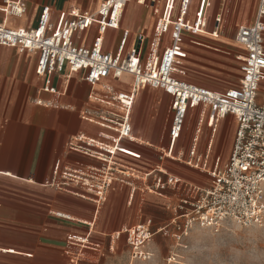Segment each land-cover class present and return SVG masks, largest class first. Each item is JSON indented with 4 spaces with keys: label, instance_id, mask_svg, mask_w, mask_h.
Here are the masks:
<instances>
[{
    "label": "crops",
    "instance_id": "crops-1",
    "mask_svg": "<svg viewBox=\"0 0 264 264\" xmlns=\"http://www.w3.org/2000/svg\"><path fill=\"white\" fill-rule=\"evenodd\" d=\"M23 1L27 4L25 15L16 18L0 11V22L11 27L34 28L39 23L44 7H50L51 20L56 31L72 9L96 11L105 0ZM199 2L200 0H192L186 18L187 27L183 29L181 50L177 55V60L182 62L183 71L176 73V76L218 92L238 87L243 77L242 65L246 49L236 42L235 34L239 26L254 23L259 0H212L207 14V28L198 32L188 26L194 23ZM2 5L3 0H0V7ZM218 13H221L222 19L218 34L215 35V16ZM156 19L157 15L151 7L130 1L126 5L119 28L108 29L105 33L103 49L116 53L123 32L129 30L127 49L136 45L137 34L143 33L146 37V56ZM96 36L97 25L91 24L80 34L77 43L91 45ZM230 40L238 50L222 46L230 45ZM170 43L171 37L168 33L163 38V46ZM37 60L36 53L0 45V264H78L79 261L85 264L91 261L92 252L99 248L88 247L82 242L91 240L102 247L106 238L110 237L109 245L113 249L114 242H117L114 240H119L125 229H119V225L126 224L133 210L142 207L144 198L138 196L136 199L137 190H133L136 184L130 181L114 183L106 201L101 205L94 201L92 193L81 187L56 185L59 169H82L101 164L92 155L70 150L68 144L72 139L86 137L109 142L116 134L80 116V111L85 107L107 106L89 97L91 85L85 79V71L70 73L66 68L67 78L63 73L53 75L52 82L58 93L51 94L43 89L45 78L36 73ZM228 60H236L238 69L230 65ZM191 65L199 67V74L210 79H221L237 70L241 74L239 84H228L222 89H216L194 82L188 79ZM106 82L121 92H129L133 85V76L123 74L117 79L108 78ZM260 90L262 91L258 94V101L262 102L264 79L259 92ZM142 96L145 104L154 105V112L149 113L148 117L141 113L137 122L139 126L143 124V129H139L135 121V107ZM168 101L165 135L157 144L155 134L160 132L162 125V117L157 107ZM133 107L132 137L139 139H123L125 151L119 153L118 158L143 171L166 168L170 173L201 183L186 174L173 172L169 164L171 161L182 163L199 171V168L188 164L187 160L209 153L213 165L216 157L221 158L216 154L213 143L224 121L228 125H234L232 144L234 142L237 122L231 115L217 123L206 118L201 125L200 134L197 133L201 107L199 105H190L182 133L177 138H171L168 134L171 97L162 89H143ZM193 149L195 156L190 157ZM165 158L170 163H165ZM129 168L131 171H138ZM148 219L153 217L147 216L144 221ZM144 221L140 218L137 223ZM114 234L117 237H113Z\"/></svg>",
    "mask_w": 264,
    "mask_h": 264
},
{
    "label": "built area",
    "instance_id": "built-area-1",
    "mask_svg": "<svg viewBox=\"0 0 264 264\" xmlns=\"http://www.w3.org/2000/svg\"><path fill=\"white\" fill-rule=\"evenodd\" d=\"M136 1L153 9L157 19L148 53L144 56L146 37L136 36L137 44L127 49L129 30L123 32L116 53L103 49V37L108 29H117L126 5ZM192 0H105L96 11L72 9L60 28L54 31L52 9L44 7L38 25L34 28L11 27L0 22V45L18 47L38 55L36 73L45 78L44 91L57 94L53 85L55 74L85 71L86 81L91 85L89 97L104 103L106 107H85L80 116L116 136L109 142L76 137L68 146L84 154L92 155L101 164L82 169H59L56 185L77 186L92 193L97 204H103L114 183L130 179L128 168L141 169L122 162L118 154L125 151L123 139H132L133 105L145 88L162 89L171 97L168 134L177 138L183 131L190 105H199L197 133L207 118L217 123L227 115L236 119L237 130L229 159L220 165L216 157L211 165L210 154H199L187 163L199 168L209 177L207 184L198 183L170 173L166 168L144 171L143 185L133 190L149 188L150 191L168 198L166 208L170 218L154 227L153 219L126 227L123 231L130 247L133 261L151 260L150 248L157 233L168 235L177 243L197 227L219 231L225 224L241 226L264 224V101H258L260 84L264 79V0H259L256 19L251 25L237 28L235 40L246 49L243 77L240 86L222 92L199 86L176 76L177 55L180 40L186 26V18ZM212 0H200L193 25L188 28L204 31L208 23V10ZM0 11L10 17L20 18L27 11L23 0H3ZM222 15L215 16L218 34ZM97 25V36L91 45L79 44L80 34L89 25ZM170 34L171 43L163 46V38ZM123 74L133 76L129 92H121L106 82L108 78H120ZM197 133L194 140H197ZM190 157L195 156L191 150ZM153 176V177H152ZM132 178L139 179L140 176ZM150 179L152 184L149 183ZM171 191L167 194L165 191ZM84 245L101 248L99 243L85 240Z\"/></svg>",
    "mask_w": 264,
    "mask_h": 264
},
{
    "label": "rangeland",
    "instance_id": "rangeland-1",
    "mask_svg": "<svg viewBox=\"0 0 264 264\" xmlns=\"http://www.w3.org/2000/svg\"><path fill=\"white\" fill-rule=\"evenodd\" d=\"M229 44L230 45H222V46H225L232 50H238L232 45L233 44L232 40L229 41ZM232 56L229 57L233 58ZM231 61L232 60H228L227 62H229L230 65L238 69L239 67L238 62L236 60L235 62H231ZM178 65L180 66L179 68L177 67V71L180 72L183 71L181 67L182 62L178 61ZM190 67L191 70L188 73L189 74L188 79L197 83L199 82L200 84L203 85L211 86L216 89H222L223 87L228 86V84L238 85L241 77L240 72H238L237 70H233L230 75H227L221 79H210L199 74L200 71L199 67L195 65H191ZM261 91L262 90H260L259 94L261 93ZM162 105L163 106L161 107H157V110H159V114L162 117L161 130L158 134H155V139L158 142V143L156 142L157 144L160 143L161 138L165 135L167 118H168L169 101L166 102V104L162 103ZM153 107H154L153 104L150 103L145 104L142 96L138 102V105H136L135 107V121L137 122L139 120L141 113L144 116L148 117L150 115L149 113L154 112V110H152ZM142 125L143 124L141 123L139 126V123L137 122V128L143 129ZM233 131H234L233 123H230V125H228V122L224 121L216 133L213 146L216 148L217 153L216 152L215 153L221 156L220 165H223L229 159L232 150V148L230 147L233 146L232 144ZM134 139L138 140L139 138L135 137ZM167 160L168 159L165 158V163H170V160L169 161ZM169 165L172 166L173 172L186 174L191 179L195 181H199L204 184L205 183L207 184L209 182L208 180L209 177L207 175H204L200 171H195L191 168H188L184 166L185 164L175 163V162L172 163L171 161ZM128 169L129 170L126 171L127 175L131 177L137 175L140 176V180L135 178H130L128 179V181L134 182L136 185L138 184L142 186L143 181L141 180V177L145 178L146 175L145 172L142 171L141 173V171L140 172L131 171L130 168ZM149 183L152 184L151 179ZM165 192H167V194H171V191L169 190ZM136 193H137L136 199L138 198V196L139 197L142 196L144 198V202L141 205L142 207H139L136 210L134 209L132 213L130 212L131 209H129L128 213L129 214L131 213L130 217L129 219H127L128 221L125 222L126 224L119 225V229L121 227L126 228L134 223H137V221L140 218L141 221H144L147 218V216L153 217L154 227H158L159 225H162L166 221H168V219L171 216L170 211L166 208L168 198L162 197L158 193L150 191L149 188H143L140 191L137 189ZM237 228L240 229L239 235L241 238L252 239L253 237H256L258 239V243L256 245V251L250 257V259L252 260V264H264V224L241 226L232 223L225 224L219 231L208 228L197 227L194 230H192L190 234L179 243H177L175 239L171 238L168 235L157 233L154 236L153 241L150 242V248L154 252V255L152 259L148 261H133L131 259L130 247L125 240L124 234L121 233L120 238H118L119 240H114L117 242H114L113 249H111L109 245L110 237H107L103 246L99 248L98 251L92 252L90 258L91 261L89 263L86 262L85 264H188L190 255L187 252V248H190L197 238H206L207 234L216 233L217 236L222 237L224 239H228L232 234L231 230ZM119 229L117 228L116 230ZM113 237H117L116 234H114ZM246 247H250V246H246ZM206 256L207 254L205 256L198 257L197 259L200 261H204V264H207ZM220 257L222 259L227 258L228 253L226 251L221 252ZM245 259H249L247 253L245 255ZM78 264H84V263L82 261H79Z\"/></svg>",
    "mask_w": 264,
    "mask_h": 264
},
{
    "label": "clouds",
    "instance_id": "clouds-1",
    "mask_svg": "<svg viewBox=\"0 0 264 264\" xmlns=\"http://www.w3.org/2000/svg\"><path fill=\"white\" fill-rule=\"evenodd\" d=\"M232 234L228 239L216 235V233L207 234L206 238H197L187 252L190 255L188 264H204L197 258L206 256L207 264H252L250 257L256 251L258 239H243L240 237V229L231 230ZM250 246V247H246ZM226 251L228 257L222 259L221 252ZM249 259H245V255Z\"/></svg>",
    "mask_w": 264,
    "mask_h": 264
},
{
    "label": "bare ground",
    "instance_id": "bare-ground-1",
    "mask_svg": "<svg viewBox=\"0 0 264 264\" xmlns=\"http://www.w3.org/2000/svg\"><path fill=\"white\" fill-rule=\"evenodd\" d=\"M241 59V58H240ZM131 175V174H130Z\"/></svg>",
    "mask_w": 264,
    "mask_h": 264
}]
</instances>
